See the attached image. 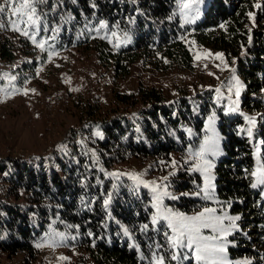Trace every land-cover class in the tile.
<instances>
[{
  "label": "trees",
  "instance_id": "16d2710c",
  "mask_svg": "<svg viewBox=\"0 0 264 264\" xmlns=\"http://www.w3.org/2000/svg\"><path fill=\"white\" fill-rule=\"evenodd\" d=\"M185 1L29 0L38 19L34 28L30 22L21 26L28 32L23 35L0 0V72L20 54H37V44L43 45L44 60L68 49L94 51L115 80L128 78L138 62L163 72L191 71L194 55L188 46L193 41L223 54L245 82L233 107L213 90L174 102L163 91L143 86L134 94L117 93L118 103L143 105L138 116L102 118L90 109V121L72 135L68 153L31 164L0 160V254H24L29 261L40 251L37 244L60 236V244L83 248L88 264H156L159 257L164 264H181V251L171 247L172 230L157 215L153 193L121 186L123 180L111 172L116 164L133 160L192 165L211 123L210 132L214 126L221 141L219 156L211 160L216 198L230 217H240L235 222H247L243 232L256 229L263 248L254 249L234 229L230 264H264V183H257L264 179V24L256 27L264 21V0H199L201 15L191 23L183 19ZM38 66L15 68L9 74L14 88L35 77ZM175 155L180 161H174ZM176 178L185 193L167 200L170 212L192 213L209 205L200 195L204 179L198 170L188 167ZM12 199H25L26 206L11 204ZM52 229L56 236L47 238ZM176 251L180 256L173 260Z\"/></svg>",
  "mask_w": 264,
  "mask_h": 264
},
{
  "label": "rangeland",
  "instance_id": "374dc122",
  "mask_svg": "<svg viewBox=\"0 0 264 264\" xmlns=\"http://www.w3.org/2000/svg\"><path fill=\"white\" fill-rule=\"evenodd\" d=\"M185 3L191 4V9L183 8V19L194 20L201 15L202 6L199 0H188ZM184 3V4H185ZM15 20L13 27L21 30V34L25 31L21 29L24 22L14 15ZM264 21H260L259 26ZM260 26V28H261ZM24 35V34H23ZM33 42V39H31ZM190 41V39H189ZM33 46L36 44L33 42ZM40 45V44H37ZM36 47L39 52L25 55L20 54L16 61L4 67L0 72V82L3 81L4 89L0 88L7 94H11L12 101H8V105L4 110L3 118H0V160L4 158H14L5 156L8 149H11L14 156L24 155L21 158H14L21 161L30 162L53 156L55 153L64 154L70 150V140L72 135L83 130L89 120V110L95 109L100 113V117H113L115 115H123L128 119H132L139 115L142 104L132 107L129 104L118 103L116 94H134L140 86L150 89H158L164 92L170 102L178 101L182 97H196L208 90L216 91L219 100L231 107L236 106L244 88L243 79L235 75L234 69L228 62V59L221 53L214 50L200 47L191 41L189 50L194 55V69L184 71L181 69H173L168 72L159 71L155 67L145 63L138 62L132 69V74L123 80H115L113 72L104 68L98 63L97 56L94 51L84 49H68L63 53H54L46 56L44 60L41 55L43 51L41 47ZM38 63L35 77H32L36 87L43 92L41 97L17 95L19 89H15L14 78L9 76L15 68L25 67L26 64ZM5 65V64H4ZM78 78L88 87L87 91L75 93L73 91V82ZM16 82V78H15ZM21 89V88H20ZM55 101H54V100ZM212 124L207 127L208 137L205 141L209 142L212 151H205L203 157L196 155L195 159L184 168L176 164L159 165L154 161L141 162L133 160L131 162L116 164L111 172L112 176L123 180L121 186H141L153 193L154 199L159 193L166 192L167 195H161L162 203L159 204L157 215L163 218L168 213H173L166 207L167 200L176 199L185 192L179 189L175 180L177 172L186 170H198L204 179V185L201 188V197L209 202L203 209L196 210L192 213H179L187 217L198 216L207 209H213L211 213H206L209 217H221L223 226L228 227L231 223L226 217L228 207L222 205L215 195L214 169L215 165L211 163L212 159L220 154L221 141L218 134L214 130L211 131ZM82 136V135H81ZM85 137V136H82ZM174 161H180L178 156H174ZM205 161L211 164V167L204 171ZM199 165V168L197 167ZM133 176L139 177V180L132 179ZM143 181L144 183H140ZM213 185L209 189V197L204 194L206 182ZM121 182V181H120ZM144 184H148L145 187ZM1 187V184H0ZM123 188V187H121ZM153 188L157 191L154 192ZM5 191V190H3ZM184 192V193H183ZM194 195H196L194 193ZM11 204L26 206L25 199L19 201H10ZM155 205L157 200L155 199ZM157 208V206H156ZM168 223V220H165ZM235 222L230 232L225 236L223 233L214 231L212 228H201L200 233L205 237L223 238L226 241V248L231 246L230 235L234 229L241 232L247 222ZM247 240L254 245V249L263 251L259 248L258 235L253 226L250 231L243 232ZM56 231L52 229L49 237H55ZM62 237L54 238L50 242L40 243V251L33 259L26 260L24 254H19L13 258H8L4 254H0V264H88V254L83 248L70 249L60 244ZM213 241H210V243ZM178 249L181 251L179 260L181 264H198L194 259V253L188 249ZM261 254V253H260ZM176 251L177 258L180 256ZM185 255L188 256L185 259ZM226 264H230L231 258L228 251L224 253Z\"/></svg>",
  "mask_w": 264,
  "mask_h": 264
},
{
  "label": "snow or ice",
  "instance_id": "6c2138e0",
  "mask_svg": "<svg viewBox=\"0 0 264 264\" xmlns=\"http://www.w3.org/2000/svg\"><path fill=\"white\" fill-rule=\"evenodd\" d=\"M21 7L26 9L23 13L21 12ZM21 7L13 8V15L20 16L23 15L27 17V21L30 22V26L34 28L37 24L36 17V8L29 2V0H22ZM184 9H191L190 3H185L183 5ZM0 11H4L3 7H0ZM251 15V14H249ZM194 22V20H186V23ZM104 26L103 24L101 25ZM223 27V25H221ZM19 30V29H17ZM24 35H28V32H24ZM35 43V40L33 39ZM38 47H43L42 44L37 45ZM27 94V92H25ZM205 151H212V148L209 147V142H205V146L201 148V151L196 155L198 157H203ZM204 171H207L208 168L211 167V164L205 161ZM199 168V165L197 166ZM253 176H259L257 172L252 173ZM132 179L139 180V177L133 176ZM140 183H144L140 181ZM257 183H264V179H258ZM145 187H148V184H144ZM257 184H253L252 187L255 188ZM213 185L209 182H206L204 194L206 197H209V189H212ZM153 191L156 192L157 189L153 188ZM199 194V193H198ZM161 195H167L166 192L159 193L156 195L155 199L157 200V209L159 211V204L162 203ZM107 203V202H106ZM213 209H205L204 212H201L198 216L187 217L179 213H168L163 216L165 220H168V228L172 230V235L169 236V241L171 243L172 248H182L188 249L189 252L194 253V259L198 262V264H226V257L224 253H226V241L223 238H219V242L217 241V237H205L200 233L201 228H212L214 231L223 233L225 236L230 232V230L235 227V221L239 220V216L237 217H226L231 221L228 227L223 226V219L221 217H209L206 216V213L213 212ZM155 222V218H154ZM146 227V226H145ZM167 235V233H166ZM210 241H213L210 243ZM37 247H41L40 244H37ZM173 260L177 259L176 255L171 257ZM188 258L187 255L184 257ZM156 264H164V258L159 257L156 260Z\"/></svg>",
  "mask_w": 264,
  "mask_h": 264
},
{
  "label": "built area",
  "instance_id": "2783aa9c",
  "mask_svg": "<svg viewBox=\"0 0 264 264\" xmlns=\"http://www.w3.org/2000/svg\"><path fill=\"white\" fill-rule=\"evenodd\" d=\"M3 1H4L5 5L8 8V12L10 13V15L12 17H14L13 8L14 7H21L22 3L16 2L15 0H3ZM24 11H26V9L21 7V12L23 13ZM18 18L20 20L24 21V22H27V17H25L23 15L18 16ZM9 65H11V64H9ZM87 89H88V87L83 83L82 80H79L78 78H76L75 81L73 82V91L75 93L84 92V91H87ZM25 92H27V94H25ZM17 95L31 96V97H33V96L41 97V95H43V92L40 89H38V87H36V85L33 82V80L30 79L29 81H27L23 85V87H21V89H19ZM13 97L11 96V94H7L6 95V93L0 88V118H3L4 110H5L6 106L8 105V101H12ZM4 155L5 156H9V157L13 156L14 158H16V157L17 158L24 157V155H20V154L18 156H14L12 151H11V149H8ZM10 155H12V156H10ZM5 196H6V191H4L2 193V197L4 198Z\"/></svg>",
  "mask_w": 264,
  "mask_h": 264
},
{
  "label": "crops",
  "instance_id": "0c3cea01",
  "mask_svg": "<svg viewBox=\"0 0 264 264\" xmlns=\"http://www.w3.org/2000/svg\"><path fill=\"white\" fill-rule=\"evenodd\" d=\"M2 89H4L5 87L4 86H1Z\"/></svg>",
  "mask_w": 264,
  "mask_h": 264
}]
</instances>
